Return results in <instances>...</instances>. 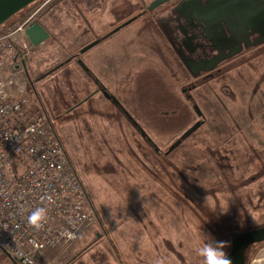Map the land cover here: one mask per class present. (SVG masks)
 I'll return each mask as SVG.
<instances>
[{
  "label": "rangeland",
  "instance_id": "obj_1",
  "mask_svg": "<svg viewBox=\"0 0 264 264\" xmlns=\"http://www.w3.org/2000/svg\"><path fill=\"white\" fill-rule=\"evenodd\" d=\"M138 1L63 0L43 43L12 36L29 50L26 115L56 132L98 215L42 264H204L203 234L226 242L227 227L264 224V53L227 63L221 81L193 79L151 30L113 32ZM195 108L204 123L168 153ZM244 256L264 264V242Z\"/></svg>",
  "mask_w": 264,
  "mask_h": 264
},
{
  "label": "built area",
  "instance_id": "obj_2",
  "mask_svg": "<svg viewBox=\"0 0 264 264\" xmlns=\"http://www.w3.org/2000/svg\"><path fill=\"white\" fill-rule=\"evenodd\" d=\"M33 15L0 31V251L14 264H35L97 220L56 132L26 115L30 82L19 79L29 50L12 36L25 37ZM37 207L47 209L39 227L29 220Z\"/></svg>",
  "mask_w": 264,
  "mask_h": 264
},
{
  "label": "flooded vegetation",
  "instance_id": "obj_3",
  "mask_svg": "<svg viewBox=\"0 0 264 264\" xmlns=\"http://www.w3.org/2000/svg\"><path fill=\"white\" fill-rule=\"evenodd\" d=\"M146 1L139 0L134 3L132 5L133 12L126 20L119 23L113 32L133 22H137L135 27L137 34L151 30V35L156 36V40L166 47L165 53L173 56L193 79L201 78L207 83L218 82L223 76L222 73L226 72L224 66L227 63L235 60L253 59L260 52L264 53V30L258 26L255 14L256 5H253L254 0H243L250 2L246 4H242V0H191L177 8L176 6L181 0H169L152 10H148L147 7L153 0ZM248 8L251 9V12L243 13ZM99 87L100 85L96 91L101 92L104 96L106 91ZM191 87H194V84ZM108 95L110 100L114 98V96ZM113 102L122 109L119 101L118 103ZM195 111L201 118L197 121L200 125L187 136L182 137L185 131L178 139L180 142L178 144L175 142L173 147L171 146L167 150L168 153L204 123V115L197 108ZM123 112L127 115L125 110ZM255 225H247L243 231L258 227ZM234 228L231 226L224 230L228 248H230V236L242 231L234 230ZM262 242L264 240L254 243L248 248Z\"/></svg>",
  "mask_w": 264,
  "mask_h": 264
},
{
  "label": "water",
  "instance_id": "obj_4",
  "mask_svg": "<svg viewBox=\"0 0 264 264\" xmlns=\"http://www.w3.org/2000/svg\"><path fill=\"white\" fill-rule=\"evenodd\" d=\"M41 0H0V31L2 30V26L13 16L18 14L20 11L28 7L29 5L39 2ZM169 0H153L148 5L147 9L152 10L155 7L167 2ZM191 0H181L179 1L176 8L184 3H189ZM249 1H243L242 4H246ZM250 3V2H249ZM252 3V2H251ZM256 5L255 14L258 19V26L260 29L264 30V0H254V4ZM249 9V10H248ZM245 12H251V9L248 8ZM242 13V14H243ZM244 21V20H243ZM25 35L33 46L39 45L43 43L48 37L49 33L45 30V28L38 22L31 23L25 30ZM98 40L90 43L83 49L81 52L89 49L93 45L97 44ZM202 64V63H198ZM208 68V67H201ZM205 70V69H203ZM104 96L109 98V95L104 92ZM113 101L118 103L115 98H112ZM126 113V112H125ZM127 116L131 119V116L127 113ZM133 125L138 126V124L132 120ZM200 125L199 122L193 124L189 129L186 130L182 137L187 136L191 131L195 130ZM144 135V132L141 131ZM180 140L176 141L178 144ZM173 147V146H172ZM264 240V225L258 226L252 229L244 230L238 233H234L230 236V248L226 253L227 258L230 259L231 264H244V254L246 249L254 244Z\"/></svg>",
  "mask_w": 264,
  "mask_h": 264
},
{
  "label": "clouds",
  "instance_id": "obj_5",
  "mask_svg": "<svg viewBox=\"0 0 264 264\" xmlns=\"http://www.w3.org/2000/svg\"><path fill=\"white\" fill-rule=\"evenodd\" d=\"M47 209L45 207H37L32 210L29 220L37 227L40 222L46 218ZM203 245L199 249L200 255L203 257L204 264H231L230 259L224 251L228 247L227 242L214 240L210 235H202Z\"/></svg>",
  "mask_w": 264,
  "mask_h": 264
},
{
  "label": "trees",
  "instance_id": "obj_6",
  "mask_svg": "<svg viewBox=\"0 0 264 264\" xmlns=\"http://www.w3.org/2000/svg\"><path fill=\"white\" fill-rule=\"evenodd\" d=\"M63 1V0H49V2L42 7L40 10H38L37 12L34 13L33 9L34 6L36 5V3L38 4V2H35L31 5H29L28 7H26L25 9H23L22 11H20L18 14H16L15 16L11 17L3 26H2V30L1 31H6V30H10V29H14L17 25H19L20 23H22L23 21H25L29 16L33 15L32 18V23L33 22H38L40 23L43 27L45 26V15L46 12L55 4H57L58 2ZM45 28V27H44ZM33 87V86H32ZM262 164H264V162H261ZM264 168V167H263ZM226 182H224V180L220 183V184H215L216 188H214L215 190L220 189L223 184H225ZM83 184V183H82ZM220 185V186H219ZM259 191L262 192L264 194V183L261 184L259 186ZM85 189V188H84ZM209 189V188H208ZM86 191V190H85ZM221 191L227 192L226 189L223 187V189H221ZM87 193V192H86ZM228 193V192H227ZM232 192H229L228 194H230ZM88 195V194H87ZM89 197V196H88ZM203 208V207H202ZM239 214H241V210H239ZM98 218V215H97ZM99 221V219H98Z\"/></svg>",
  "mask_w": 264,
  "mask_h": 264
},
{
  "label": "crops",
  "instance_id": "obj_7",
  "mask_svg": "<svg viewBox=\"0 0 264 264\" xmlns=\"http://www.w3.org/2000/svg\"><path fill=\"white\" fill-rule=\"evenodd\" d=\"M99 237V236H98ZM97 237V238H98ZM77 238V237H76ZM100 239V238H99ZM74 241V240H73ZM72 241V242H73ZM71 242V243H72ZM99 242V241H98ZM94 243H97L96 240H94ZM70 246V243L62 248H56V249H51L48 252L44 253L43 255L39 256L36 258L35 264H42L44 259H49L51 256L57 255L60 252L68 249ZM50 256V257H48ZM71 260V259H70ZM69 260V261H70ZM68 261H66L67 263ZM0 264H14L7 256H5L1 251H0Z\"/></svg>",
  "mask_w": 264,
  "mask_h": 264
}]
</instances>
